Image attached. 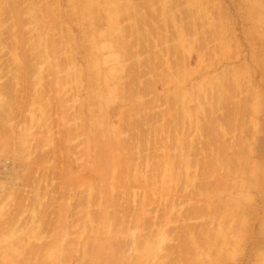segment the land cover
Masks as SVG:
<instances>
[{"label": "rangeland", "instance_id": "obj_1", "mask_svg": "<svg viewBox=\"0 0 264 264\" xmlns=\"http://www.w3.org/2000/svg\"><path fill=\"white\" fill-rule=\"evenodd\" d=\"M4 1H0V16H2L0 17V27L3 26L2 28H4H0V45L2 44L0 46V48L2 47V50L0 49V63L3 61L0 64V68H2L0 69V93H2L0 94V195L3 196H0V225L2 226V228L0 227V264H97V260H99L98 264H142L144 260V264H264V0H212V2L211 0H204L208 4H205L203 0L200 2L197 0H189V2L187 0L190 4L186 0H178L179 2L175 0L176 3L178 2L177 4H173L174 0H152L153 3L155 1L154 4H152L151 0H145V2L144 0H141L142 2L140 0H135V2L134 0H6V5ZM158 1H161V3ZM194 1L200 4L201 2L204 3L205 6L203 5V8L205 7V11L202 10V12L204 11L206 20L203 13H201L203 8L200 9L203 3L199 4L200 6L196 4L199 8L196 9L197 6ZM139 2L140 4H137ZM1 3L4 4H2L4 6H2L3 11ZM220 3L222 4L219 5ZM131 4L133 5L131 6ZM134 4H136L137 8ZM34 5L37 9L36 13ZM173 5H177V8L175 6L173 8L179 12L174 11L175 9L171 7ZM206 5H209V10ZM112 6L116 11H119L113 10ZM144 6H146V9H144ZM164 6H168V8L166 7L168 11L176 12L174 13L175 15L168 12ZM185 6H192V8L189 9V7L186 8ZM131 7L133 8L131 9ZM181 7L186 9H180ZM211 7L213 10H211ZM123 8L126 10H123ZM147 8H150V12ZM206 9L208 10L207 12ZM222 10H225V12ZM31 11L35 15L30 13ZM40 11L42 12L40 13ZM123 11H125L127 16L124 15ZM209 11H216L215 13L212 12L214 20ZM218 11L223 13L219 14ZM156 12L158 16L153 15ZM180 12L183 13L179 14ZM191 13H194L193 16H191ZM170 14L182 19L181 21L183 22H180L177 18L175 19ZM36 15L42 17V20L39 16L35 17ZM124 16H126V20ZM161 16H166V18L163 17V19ZM157 17L160 18L159 21ZM154 18L157 19L158 24H156L157 21ZM173 18L175 19L174 23L178 22L175 23L176 25L172 24ZM34 19L40 20H37L39 23ZM120 20L123 23H120L122 22ZM223 20L227 21L224 22ZM41 21L43 22L41 23ZM146 22L149 23L148 27L145 25L147 24ZM152 22L155 26H153ZM125 24L130 28L128 29ZM226 24L227 26L225 27ZM191 25L194 26L192 27ZM160 26L161 28L159 29L160 31L162 29V32L155 31V28L158 29ZM163 30L169 31L165 33ZM218 30L220 34L217 33ZM56 32L59 35L55 34ZM168 32L170 35H168ZM37 33L38 37H36ZM123 33L125 34L123 35ZM159 33L162 34L160 35ZM149 34H152L151 37ZM165 34L167 37L164 36ZM200 34H203L201 35L202 37H200ZM214 34L215 38L212 37ZM141 35L143 36L141 37ZM162 35L163 37H161ZM152 36L156 38H152ZM204 36L208 37V42L206 43L204 41L207 40ZM55 37V41L58 42L56 44L53 40ZM120 37L122 38L120 39ZM168 37L170 43L168 39L166 42L165 38ZM199 37L200 39L202 38V41ZM145 38L148 39L146 40ZM253 38L254 40H252ZM119 40L124 41H122V45L121 42H118ZM140 40V45L136 46ZM125 41L128 42L125 43ZM32 42L35 44L32 45ZM158 42L161 44L168 43L167 47L165 46L166 44L160 46ZM146 43H149V46L153 43L154 46L149 47ZM155 43L159 48L157 46L155 48ZM51 44L54 46L52 47ZM49 46L50 48H48ZM63 47H68L69 49L67 48L66 50ZM133 48L134 50L132 51L131 49ZM151 48H153V51ZM46 49L55 52L51 53L50 56V51L48 50V52ZM15 50H17L16 53L18 55L14 53ZM34 50L35 52L33 53ZM147 50H150V52L148 51L150 54L146 53ZM56 51L57 56L55 54ZM158 51L163 54H159ZM45 52L47 56L44 54ZM126 52L128 53L126 54ZM35 53L36 55L39 54L41 58L35 56ZM122 53L124 54L122 55ZM151 54L152 57L150 56ZM53 55L56 56V59L55 56L52 59ZM153 56L160 62H153L154 60L156 61ZM38 57L41 60H36ZM123 57H126V59L124 60ZM114 58L115 60H113ZM18 59L22 60L18 61ZM42 59H46L45 62ZM51 59H55L60 64L58 62L56 64L54 61L51 62ZM32 60H36L35 63L39 62V64H35ZM132 62L135 67H137V64L139 67L141 63L143 69L139 67L141 69L137 68L138 71H136L137 69ZM148 62H153V68L160 64L159 68L156 66V69H158L156 70L157 74L152 73L155 71L152 67L149 68L152 63L147 66ZM41 63L43 64L40 65ZM168 63H170L171 69L167 65ZM245 64L250 67H245ZM190 66L193 69L191 71L189 70L191 69ZM60 67L63 68V71H55L54 73V69L59 70ZM247 69L250 71L248 70L247 72ZM52 70L53 73H51ZM126 70H128L127 74ZM136 72L139 73L136 74ZM18 75H21V78ZM144 75L146 76L144 77ZM154 75H157L155 76L156 78L152 77ZM156 79L157 81H154ZM11 82L15 84H11ZM21 82H23V87ZM124 82L126 86L122 85ZM5 85L6 88H3ZM145 87L150 88L148 90ZM94 90L96 91L94 92ZM98 90L100 93H97ZM154 91L158 93H154ZM13 95L18 100H15ZM11 97L14 99L12 102L16 104L14 106L10 102ZM61 97L64 99H61ZM7 98L8 100H6ZM2 99L10 102V105L8 104L9 110L6 108V102H2ZM16 101L20 102L17 103ZM21 101L27 104H22ZM22 105L25 107L23 108ZM60 105L62 106L60 107ZM63 106L65 111H67L65 112L64 109H61L66 113L65 116L64 113H60L59 109ZM228 106L232 109L231 111ZM238 106L241 108L239 109ZM14 108L17 110L15 111ZM12 109L14 110L13 114L16 112L14 115L17 114V111L22 113H18L21 117L19 115H16V119V116H13L14 118L11 117L13 115L11 113ZM19 110H22V112ZM53 110L56 111L54 112ZM49 111L53 118L47 113ZM61 114L60 119L62 120H59L58 115ZM36 115L39 116L36 118ZM223 115L226 116L224 117ZM49 117L50 121L48 120ZM214 117L215 119H213ZM28 118L29 120H27ZM34 120L36 123H34ZM134 120L137 125L134 124L136 123ZM30 122H32V125ZM18 123L19 126L23 123V126H17ZM24 123H27L25 128ZM222 123L223 128L221 127ZM11 124L13 126L16 125V127L12 128ZM161 126L163 129H160ZM71 127L73 128L72 133ZM239 128H243L246 133ZM68 129L72 135L70 133L69 135L67 134ZM23 130H25L24 133ZM52 130L56 133V137L54 135L55 138L52 137V134H54ZM139 130L142 132L139 133ZM44 131H48L47 134ZM61 132H64L63 136L62 134L60 135ZM32 133L34 134L32 135ZM73 134L76 135L73 136ZM40 136L45 139L43 142H41ZM59 136H61L60 139L57 138ZM68 136H70L69 141L72 138L70 142L68 141ZM154 139H156V144ZM8 140H10V143ZM25 140H28V142L33 140L35 142H29L32 144L30 147V144ZM65 141L67 144H64ZM228 141H231V143L229 144ZM36 142H39L38 145ZM224 142L228 144H224ZM232 142L233 145L235 144L234 147ZM3 145L4 149L2 148ZM33 146L35 151L31 150ZM224 146H227V148L225 147L226 150H224ZM229 147L230 149H228ZM138 148L141 150L139 151ZM58 150L61 152L63 150L64 155L59 153ZM237 150L241 152L239 153ZM32 152L34 153V158ZM48 152L49 155L46 157ZM52 152L54 154L51 155L50 153ZM222 152L225 153L222 154ZM36 154H40V156L36 157ZM55 154L60 158L61 156L62 158L64 157L65 159L63 158V160L65 162L62 158L54 157L53 155ZM223 155L227 156L226 158L228 159L226 160ZM44 156L47 158L46 160ZM35 157L36 159L39 158L36 160ZM32 160L36 162L34 163L35 165ZM27 161L28 163H26ZM38 161L40 163L37 164ZM53 162L58 164L53 165ZM61 163L65 164H62V166ZM59 164L62 168L58 166ZM64 165L67 166L68 170H64ZM51 169L52 171L55 169V171L52 173ZM44 170L45 172L43 173ZM55 172L59 175H56ZM64 174L66 175L64 176ZM28 176H33L32 181L37 177L39 184L33 182L37 186H43L44 190L47 188L45 192L40 186V189L45 192L43 196L46 199L47 195L48 198L50 194V197H53L58 192V196L55 195L56 198L58 197L57 199L51 197L52 199H47L49 201L47 202L43 198L45 204L52 202L49 208L48 205L46 206L43 203L44 205L42 206L44 207L41 209V205L37 204L39 201H35L37 205L34 203V211L37 216H34L31 210L34 207L31 202L33 203L34 200L31 198L29 202L27 201L29 198H26L27 194L32 190L31 185L35 186ZM51 176H55L56 180L54 179L53 181ZM66 177L70 179L68 180ZM40 178L45 182L40 181ZM57 178L59 181H57ZM45 179L48 180L46 181ZM26 180H29L28 183ZM48 181L50 182L48 183ZM52 181L54 184L51 186ZM67 182L69 183L67 184ZM203 182L206 183L204 184ZM6 183L8 185H5ZM73 183L77 185L74 186ZM207 183L209 184L208 186L206 185ZM48 184L52 191L47 186ZM3 185H5L4 187L8 186V189L3 188ZM33 185L32 187L34 188ZM55 186L57 188H54ZM66 186L67 188L64 190L63 188ZM72 186L74 190L70 189ZM16 187L20 188L18 191L19 195L17 193L16 196V202L20 203V205L18 203L14 205L15 200L13 201L9 194L13 188L17 189ZM21 190L22 192H20ZM60 190L61 193L63 192L62 194L66 193L64 194L66 196L69 194L67 196L69 199L60 194ZM66 190H68V193ZM47 191L51 193L48 194ZM43 192L42 194H44ZM73 194L74 196H71ZM20 195L22 197L24 195L26 200ZM4 197L6 200L10 197L8 200L10 199L14 203L6 201ZM172 199L174 200L172 201ZM21 201L25 203L23 204ZM6 202L13 203L14 206L19 205V207L9 204L10 208L12 207V212ZM54 203L56 204L54 205ZM158 203L161 205H157ZM52 204L55 206L52 207L54 210L51 208ZM38 206L42 210L41 213L38 209L39 213L36 210ZM7 207L9 210H7ZM20 207L22 209L28 207L27 210L33 214V218H31L32 215H28L30 212L20 210ZM171 207L174 209L172 212L170 211ZM44 209L50 214L47 211L45 212ZM43 210L46 213L43 214L44 217L41 216ZM3 211H5V214L2 215ZM19 211H25V216L20 215ZM52 212L55 213L53 214ZM186 213L188 214L186 215ZM180 214L182 215L180 216ZM191 214L197 215L192 218ZM189 216L192 217L190 218ZM109 217L111 218L109 219ZM151 217L155 218L154 223L153 219L152 223L151 219H147ZM15 218H18V220H14ZM59 218L61 219L59 220ZM67 218L70 223L73 221V224H68ZM56 220L61 222V226L58 222L57 225L55 224ZM46 225L48 229H46ZM146 225L150 229L156 225L160 226L157 228L153 227V230H150ZM166 235H168V238ZM165 237L168 241L164 240ZM146 242L148 243L147 245ZM137 243L142 245L140 244V246ZM112 252H114V256ZM167 255L168 257H166ZM153 258L156 260H153Z\"/></svg>", "mask_w": 264, "mask_h": 264}, {"label": "bare ground", "instance_id": "obj_2", "mask_svg": "<svg viewBox=\"0 0 264 264\" xmlns=\"http://www.w3.org/2000/svg\"><path fill=\"white\" fill-rule=\"evenodd\" d=\"M0 1H1V0H0ZM5 1H6V0H5ZM5 1H4V3H5V5H6V2H5ZM30 1H33V0H30ZM35 1H36V0H35ZM108 1H110V0H108ZM112 1H114V0H112ZM112 1H111V3H112ZM124 1H125V0H124ZM140 1H141V0H140ZM148 1H150V0H148ZM155 1H156V0H155ZM155 1H154V3H155ZM176 1H178V0H176ZM176 1L174 0V3H173V2H171V3H173V4H177V3L179 2V1H178V2L176 3ZM186 1H187V0H186ZM188 1H189V0H188ZM188 1H187V2H188ZM197 1L200 2L201 0H197ZM209 1H210V0H209ZM209 1H207V2H209ZM215 1H216V0H215ZM223 1H224V0H223ZM105 2H106V1H105ZM115 2H116V1H115ZM134 2H135V0H134ZM141 2H142V1H141ZM144 2H145V0H144ZM151 2H152V0H151ZM158 2L161 3V1H158ZM166 2H167V1H166ZM168 2H169V1H168ZM181 2H182V1H181ZM189 2H190V1H189ZM189 2H188V3H189ZM194 2H195V3H194L195 5H196V4H198V5L200 4L199 2H197V3H196V1H194ZM203 2H204L205 4H208V3H206V1H204V0H203ZM203 2H201V4H202ZM211 2H212V0H211ZM218 2H219V1H218ZM32 3H33V2H32ZM37 3H40V2H37ZM109 3H110V2H109ZM111 3H110V4H111ZM128 3H129V2H128ZM131 3H132V2H131ZM154 3L152 2V4H154ZM160 3H159V5H160V7H161V4H160ZM162 3H164V2H162ZM171 3H169V4H171ZM183 3H185V2H183ZM204 3L202 4V7H200V9L203 8ZM213 3L215 4L214 1H213ZM222 3H223V2H222ZM222 3H220L219 5H221ZM2 4H3V3H1V7L4 5V4H3V5H2ZM118 4L120 5V3H118ZM125 4H127V3H125ZM129 4H130V3H129ZM129 4H128V5H129ZM137 4H140V2L137 3ZM144 4H145V3H144ZM149 4H150V3H149ZM157 4H158V3H157ZM181 4H182V3H181ZM181 4H180V5H181ZM186 4H187V3H186ZM186 4H185V5H186ZM189 4H190V3H189ZM189 4H188V5H189ZM201 4H200V5H201ZM209 4H210V2H209ZM211 4H212V3H211ZM36 5H37V4H36ZM132 5H133V4H131V6H132ZM134 5H135V7H136V4H134ZM145 5H146V4H145ZM147 5H148V4H147ZM150 5H151V4H150ZM162 5H163V4H162ZM166 5H167V4H166ZM171 5H172V4H171ZM183 5H184V4H183ZM183 5H182V6H183ZM198 5H196V6H197L196 9L198 8ZM200 5H199V6H200ZM212 5H213V4H212ZM217 5H218V4H217ZM29 6H30V5H29ZM31 6H32V4H31ZM117 6H118V5H117ZM140 6H141V5H140ZM151 6H152V5H151ZM153 6H154V5H153ZM168 6H169V5H168ZM168 6H164L165 9H166V7L168 8ZM174 6H175V5H173V6H171V7L173 8ZM176 6H177V5H176ZM176 6H175V7H176ZM193 6H194V5H193ZM204 6H205V5H204ZM214 6H215V5H214ZM3 7H4V6H3ZM3 7L1 8L2 11H3ZM32 7H33V6H32ZM36 7H37V6H36ZM112 7H113V6H112ZM119 7L121 8V6H119ZM119 7H118V9H119ZM135 7H134V9H135ZM141 7H142V6H141ZM145 7H146V6H144V9H146ZM156 7H158V6H156ZM160 7H159V8H160ZM185 7H186V6H185ZM188 7H189V6H188ZM188 7H186V8H188ZM208 7H209V5H206V8H208ZM224 7H225V6H224ZM5 8H6V7H5ZM5 8H4V9H5ZM29 8H30V7H29ZM34 8H35V5H34ZM37 8H38V7H37ZM129 8H130V6H129ZM132 8H133V7H131V9H132ZM136 8H137V7H136ZM176 8H177V7H176ZM178 8H179V7H178ZM182 8H183V7H181L180 9H182ZM186 8H185V9H186ZM191 8H192V6L189 7V9H191ZM204 8H205V7H204ZM204 8L201 9V13H203V12L205 11ZM213 8H214V7H213ZM218 8H219V7H218ZM220 8H222V7L220 6ZM225 8H226V7H225ZM225 8H224V9H225ZM227 8H228V7H227ZM17 9H18V7H17ZM116 9H117V8H116ZM140 9H141V8H140ZM140 9H139V10H140ZM147 9H148V8H147ZM149 9H150V8H149ZM149 9H148V10H149ZM161 9H162V8H161ZM161 9H160V10H161ZM165 9H164V10H165ZM169 9H170V8H169ZM173 9H175V8H173ZM185 9L183 8V10H185ZM193 9H194V8H193ZM193 9H192V10H193ZM198 9H199V8H198ZM209 9H210V8H208V10H209ZM215 9H217V8L215 7ZM222 9H223V8H222ZM18 10H19V9H18ZM34 10H35V13H36V10H37V9L35 8ZM40 10H41V9H40ZM113 10H115L114 7H113ZM121 10H122V9H121ZM121 10H120V11H121ZM123 10H126V9L123 8ZM139 10H138V11H139ZM141 10H142V9H141ZM151 10H152V9H151ZM166 10H167V9H166ZM170 10H171V9H170ZM187 10H188V9H187ZM192 10H191V12H192ZM202 10H204V11L202 12ZM208 10L206 9V12H207ZM211 10H213L212 7H211ZM211 10H210V11H211ZM218 10H219V9H218ZM225 10H228V9H225ZM225 10H222V11L225 12ZM2 11H1V13H2ZM29 11H30V10H29ZM115 11H116V10H115ZM118 11H119V10H118ZM118 11H116V12H118ZM133 11H134V10H133ZM145 11H147V10H145ZM167 11H168V10H167ZM172 11H173V10H172ZM174 11L179 12V11L176 10V9H175ZM199 11H200V10H199ZM210 11H209V12H210ZM220 11H221V10H220ZM13 12H14V11H13ZM18 12H19V11H18ZM20 12H21V11H20ZM41 12H42V11H40V13H41ZM113 12H114V11H113ZM123 12L125 13V11H123ZM129 12H130V11H129ZM136 12H137V11H136ZM143 12H144V11H143ZM147 12H148V11H147ZM149 12H150V10H149ZM149 12H148V13H149ZM153 12L155 13V11H153ZM157 12H158V11H157ZM157 12H156V14H153V15L158 16V15H157ZM163 12H164V11H163ZM168 12H170V11H168ZM193 12H194V11H193ZM195 12H196V11H195ZM212 12H213V11H212ZM212 12H210V13L212 14ZM215 12H216V11H215ZM215 12H213V13H215ZM218 12H219V11H218ZM21 13H22V12H21ZM30 13H33V12L31 11ZM114 13H115V12H114ZM124 13H123V14H124ZM130 13H131V12H130ZM130 13H129V14H130ZM134 13H135V11H134ZM137 13H138V12H137ZM170 13H171V14H174V13H176V12H174V13H173V12H170ZM181 13H183V12H180L179 14H181ZM184 13H185V12H184ZM188 13H189V12H188ZM222 13H223V12H222ZM222 13L219 12V14H222ZM33 14H34V13H33ZM33 14H32V16H33ZM43 14H44V12H43ZM46 14H47V13H46ZM116 14H117V13H116ZM129 14H128V15H129ZM131 14L134 15L133 13H131ZM131 14L129 15L130 17L132 16ZM139 14H140V13H139ZM162 14H163V13H162ZM166 14H167V13H166ZM171 14H170V15H171ZM193 14H194V13H191V16H193ZM1 15H2V14H1ZM3 15H4V14H3ZM30 15H31V14H30ZM34 15H35V14H34ZM114 15H115V14H114ZM118 15H121V14L118 13ZM124 15H126V13H125ZM140 15H141V14H140ZM146 15H148V14H146ZM151 15H152V14H151ZM153 15H152V16H153ZM164 15H165V14H164ZM168 15H169V13H168ZM168 15H167V16H168ZM174 15H175V14H174ZM174 15H171V16H174ZM207 15H208V14H207ZM209 15H210V14H209ZM37 16H39V15H36L35 17H37ZM41 16H42V14H41ZM44 16L46 17V15H44ZM48 16H49V15H48ZM52 16H53V15H52ZM112 16H113V14H112ZM126 16H127V15H126ZM126 16H124V19H125ZM129 16H128V17H129ZM138 16H139V15H138ZM149 16H150V15H149ZM156 16H153V17H156ZM191 16H190V18H192ZM199 16H201V15H199ZM203 16H204V13H203ZM213 16H214V15L212 14V15H211L212 19L214 18ZM219 16H220V15H219ZM219 16H218V17H219ZM227 16H228V15H227ZM227 16H226V18L228 19ZM0 17H2V16H0ZM30 17H31V16H30ZM39 17H40V16H39ZM116 17L118 18V16H116ZM121 17L123 18L122 15H121ZM135 17H136V16H135ZM146 17H147V16H146ZM159 17H160V16H159ZM161 17H162V16H161ZM163 17L166 18V16H163ZM163 17H162V18H163ZM174 17H175V16H174ZM197 17H198V16H197ZM206 17H207V16H206ZM229 17H230V16H229ZM40 18H41V20H42V17H40ZM40 18H39V19H40ZM131 18H132V17H131ZM133 18H134V17H133ZM138 18L140 19V17H138ZM143 18H144V17H143ZM147 18H148V17H147ZM157 18H158V17H157ZM176 18H177V17H175V19H176ZM190 18H189V19H190ZM204 18H205V16H204ZM209 18H210V17H209ZM118 19H121V18L119 17ZM118 19H117V20H118ZM124 19H123V20H124ZM128 19H130V18H128ZM134 19H135V18H134ZM139 19H137V20H139ZM141 19H142V18H141ZM145 19H146V18H145ZM154 19H155V18H154ZM159 19H160V18H158V21H159ZM163 19H164V18H163ZM173 19H174V18H173ZM175 19L173 20V23H172V24H175V23L177 22V21H176V22L174 23ZM177 19H179V18H177ZM183 19H184V18H183ZM185 19H186V18H185ZM189 19H188V20H189ZM196 19H197V18H196ZM201 19H202V18H201ZM201 19H199V20H201ZM29 20H30V19H29ZM34 20H36V19H34ZM37 20H38V19H37ZM37 20H36V21H37ZM43 20H44V19H43ZM114 20H115V19H114ZM125 20H126V19H125ZM135 20H136V19H135ZM179 20H180V22H183V21H181L182 19H179ZM179 20H178V21H179ZM193 20H194V17H193ZM202 20H203V19H202ZM205 20H206V18H205ZM208 20H209V19H207V21H208ZM213 20H214V19H213ZM221 20H222V19H221ZM221 20H220V21H221ZM0 21H1V20H0ZM31 21H32V20H31ZM36 21H34V22L37 23V22L40 21V20H38L37 22H36ZM96 21H97V20H96ZM120 21H122V20H120ZM132 21H133V20H132ZM132 21H131V23L134 22V21H133V22H132ZM155 21H157V19H155ZM158 21H157L156 24H158ZM170 21H171V18H170ZM215 21H216V20H215ZM223 21L226 22L227 20H226V21L223 20ZM42 22H43V21H41V23H42ZM97 22H98V21H97ZM115 22H119V21H115ZM127 22H129V21L127 20ZM127 22H126V23H127ZM139 22H140V21H139ZM163 22H164V21H163ZM163 22H162V23H163ZM208 22H209V21H208ZM16 23H18V22H16ZM38 23H39V22H38ZM120 23H123V21L120 22ZM135 23H136V22H135ZM135 23H134V24H135ZM137 23H138V22H137ZM144 23H145V22H144ZM146 23H147V22H146ZM152 23H153V22H152ZM152 23H150V24H152ZM177 23H178V22H177ZM197 23H199V22H197ZM209 23H211V22H209ZM218 23H219V22H218ZM228 23H229V22H228ZM96 24H97V23H96ZM127 24H128V23H127ZM127 24H125V25H127ZM148 24H149V23H147V24H145V25L148 27ZM153 24H154V23H153ZM160 24H161V23H160ZM181 24H183V23H181ZM192 24H194V23H192ZM205 24H207V23H205ZM17 25H18V24H17ZM119 25H121V24H119ZM122 25H123V24H122ZM129 25H131V24H129ZM143 25H144V24H143ZM161 25H163V24H161ZM175 25H176V24H175ZM185 25H187V24H185ZM195 25H196V21H195ZM201 25H202V24H201ZM203 25H204V24H203ZM213 25H214V24H213ZM216 25H217V23H216ZM219 25H220V24H219ZM222 25H224V24H222ZM85 26H86V25H85ZM85 26H84V27H85ZM87 26H88V25H87ZM127 26H128V25H127ZM153 26H155V24H154ZM158 26H159V25H158ZM191 26H192V25H191ZM193 26H194V25H193ZM193 26H192V27H193ZM196 26H197V25H196ZM198 26H199V25H198ZM209 26H211V25H209ZM226 26H227V24L225 25V27H226ZM230 26H231V25H230ZM2 27H3V26H2ZM2 27H0V28H1V29H4V28H2ZM14 27H15V26H14ZM116 27H117V26H116ZM125 27H126V26H125ZM141 27H142V26H141ZM150 27H151V25H150ZM189 27H190V25H189ZM221 27H222V26H221ZM12 28H13V27H12ZM123 28H124V27L122 26V29H123ZM129 28H130V27L128 26V29H129ZM134 28H135V27H134ZM142 28H143V27H142ZM144 28H145V26H144ZM154 28H155V27H154ZM154 28H153V29H154ZM156 28H157V26H156ZM156 28H155V31H156V30L160 31L159 28H161V26L158 27V29H156ZM163 28H165V26H163ZM195 28H196V27H195ZM125 29H127V28H125ZM139 29H140V28H139ZM149 29H150V28H149ZM151 29H152V28H151ZM178 29H179V28H178ZM215 29H216V28H215ZM217 29H219V28H217ZM223 29H224V27H223ZM14 30H17V29H14ZM59 30H60V28H59ZM86 30H87V29H86ZM88 30H89V29H88ZM123 30H124V29H123ZM123 30H122V32H123ZM131 30H132V29H131ZM135 30H136V29H135ZM141 30H142V29H141ZM143 30H144V29H143ZM206 30H207V29H206ZM0 31H1V30H0ZM126 31H127V30H126ZM145 31H146V30H145ZM163 31H165V30H163ZM167 31H169V30H167ZM167 31H165V33H167ZM181 31H182V30H181ZM181 31H180V33H181ZM211 31H212V30H211ZM215 31H217V30H215ZM14 32H15V31H14ZM69 32H70V31H69ZM128 32H130V31H128ZM132 32H133V31H132ZM152 32H153V31H152ZM160 32H162V29H161ZM182 32H183V31H182ZM212 32H214V31H212ZM212 32H211V33H212ZM219 32H220V31L218 30L217 33L220 34ZM222 32H224V31H222ZM15 33H17V32H15ZM20 33H21V32H20ZM67 33H68V32H67ZM126 33H127V32H126ZM154 33H156V32H154ZM170 33H171V32H170ZM172 33H173V32H172ZM187 33H188V32H187ZM205 33H206V32H205ZM214 33H215V32H214ZM1 34H2V33H1ZM18 34H19V33H18ZM55 34H58V32H56ZM65 34H66V33H65ZM70 34H71V33H70ZM124 34H125V33H123V35H124ZM142 34H143V33H142ZM159 34H160V33H159ZM161 34H162V33H161ZM161 34H160V35H161ZM163 34H164V32H163ZM190 34H191V32H190ZM194 34H195V33H194ZM206 34H207V33H206ZM218 34H217V35H218ZM36 35H37L36 37H38V33H37ZM58 35H59V34H58ZM58 35H57V36H58ZM67 35H68V34H67ZM130 35H131V33H130ZM133 35H134V34H133ZM144 35L146 36V34H144ZM149 35H150V34H149ZM151 35H152V34H151ZM151 35H150V37H151ZM153 35H154V34H153ZM168 35H170L169 32H168ZM172 35H173V34H172ZM172 35H171V37L173 38ZM177 35H178V37L180 36L179 33H178ZM181 35H182V34H181ZM192 35H193V34H192ZM198 35H199V34H198ZM201 35H203V34H200V37H202ZM1 36H2V35H1ZM12 36H13V35H12ZM68 36H70V35H68ZM142 36H143V35H141V37H142ZM158 36H159V35H158ZM164 36L167 37L166 34H165ZM209 36L211 37V35H209ZM219 36H220V37H223V36H221V35H219ZM22 37H23V36H22ZM53 37H54V36H53ZM53 37H52V38H53ZM130 37H134V36H130ZM150 37H149V38H150ZM153 37H155V36H152V38H153ZM161 37H163V35H162ZM169 37H170V36H169ZM169 37H168V38H165V39H166V42H167V39H168V42L170 43V41H169ZM200 37H199V39H200ZM204 37L206 38V36H204ZM204 37H203V40H204ZM212 37L215 38V34H214ZM212 37H211V38H212ZM217 37H218V36H217ZM217 37H216V39H217ZM220 37H219V39H220ZM14 38H15V37H14ZM14 38H12V39H14ZM16 38H17V37H16ZM19 38L21 39V37H19ZM49 38H51V37H49ZM52 38H51V39H52ZM71 38H72V37H71ZM71 38H70V39H71ZM73 38H74V37H73ZM121 38H122V37H120V39H121ZM124 38H125V37H124ZM135 38H136V37H135ZM135 38H134V39H135ZM155 38H156V37H155ZM155 38H154V39H155ZM158 38H159V37H158ZM158 38H157V39H158ZM174 38H175V37H174ZM207 38H208V37H207ZM207 38H206V40H207ZM62 39H63V37H62ZM145 39H146V38H145ZM147 39H148V38H147ZM147 39H146V40H147ZM197 39H198V38H197ZM250 39H251V38H250ZM14 40H15V39H14ZM53 40L55 41V40H56V37H55ZM60 40H61V38H60ZM65 40H66V39H65ZM65 40H64V41H65ZM68 40H69V39H68ZM85 40H86V39H85ZM85 40H84V41H85ZM117 40H118V38H117ZM125 40H126V38H125ZM149 40H151V39H149ZM155 40H156V39H155ZM158 40H161V39H158ZM163 40H164V38H163ZM170 40H171V39H170ZM195 40H196V39H195ZM200 40L202 41V38H201ZM217 40H218V39H217ZM252 40H254V38H253ZM10 41H11V40H10ZM15 41H16V40H15ZM51 41H52V40H51ZM62 41H63V40H62ZM122 41H123V40H121V41L119 40L118 42H121V45H122ZM130 41H131V40H130ZM133 41H134V40H133ZM144 41H145V40H144ZM144 41H143V42H144ZM161 41H162V40H161ZM192 41H193V40H192ZM223 41H224V40H223ZM56 42H57V41H55V44H56ZM72 42H73V41H72ZM123 42H124V41H123ZM126 42H128V41H125V43H126ZM134 42H136V41H134ZM148 42H149V41H148ZM152 42L154 43L153 40H152ZM155 42H156V41H155ZM164 42H165V41H164ZM171 42H172V41H171ZM204 42L206 43V42H208V40H207V41H204ZM0 43H1V42H0ZM2 43H3V42H2ZM17 43H18V42H17ZM19 43H20V42H19ZM32 43H33V42H32ZM50 43H51V42H50ZM50 43H49V44H50ZM57 43H58V42H57ZM82 43H83V42H82ZM84 43H85V42H84ZM125 43H124V44H125ZM136 43H137V42H136ZM140 43H141V40L139 41V44H136V46L140 45ZM153 43H152V45H150V46L153 47V46H154ZM156 43H157V42H156ZM156 43H155V44H156ZM158 43H160V42H158ZM193 43H194V42H193ZM34 44H35V43H33L32 45H34ZM38 44H39V43H38ZM74 44H75V43H74ZM132 44H133V43H132ZM146 44H148V46H149V43H146ZM146 44H145V46H146ZM163 44H166V43H163ZM163 44L160 43V46H161V45L163 46ZM167 44H168V43H167ZM167 44L165 45L166 47H167ZM196 44H197V43H196ZM1 45H2V44H1ZM1 45H0V46H1ZM97 45H98V44H97ZM130 45H131V44H130ZM206 45H207V44H206ZM4 46H5V45H4ZM13 46H14V45H13ZM16 46H17V45H16ZM16 46H15V47H16ZM19 46H20V44H19ZM19 46H17V47H19ZM37 46H38V45H37ZM37 46H36V48H37ZM39 46H40V45H39ZM51 46H52V44H51ZM53 46H54V45H53ZM53 46H52V47H53ZM79 46H80V45H79ZM82 46H83V45H82ZM128 46H129V45H128ZM132 46H133V45H132ZM150 46H149V47H150ZM156 46L159 48V46H158L157 44L155 45V48H157ZM204 46H205V44H204ZM255 46H256V45H255ZM30 47H31V46H30ZM34 47H35V46H34ZM52 47H51V49H52ZM69 47H70V46H69ZM118 47H119V46H118ZM123 47H124V45H123ZM126 47H127V46H126ZM129 47H130V46H129ZM142 47H143V46H142ZM168 47H169V46H168ZM1 48H2V47H1ZM1 48H0V49H1ZM5 48H6V47H5ZM8 48H9V47H8ZM10 48H11V47H10ZM36 48H35V49H36ZM48 48H50V46H49ZM55 48H57V47H55ZM63 48H64V47H63ZM67 48H68V47H67ZM67 48H64V49L67 50ZM84 48H85V46H84ZM135 48H136V47H135ZM162 48H163V47H162ZM14 49H15V48H14ZM14 49H13V50H14ZM16 49H17V48H16ZM39 49H40V48H39ZM41 49H42V48H41ZM68 49H69V48H68ZM73 49H74V48H73ZM73 49H72V50H73ZM76 49L78 50V48H76ZM128 49H129V48H128ZM128 49H127V50H128ZM140 49H141V46H140ZM146 49H147V48H146ZM151 49H152V51H153V48H151ZM167 49H168V48H167ZM256 49H257V48H256ZM1 50H2V49H1ZM11 50H12V49H11ZM46 50H47V49H46ZM48 50H49V49H48ZM48 50H47V51H48ZM54 50H55V49H54ZM57 50H58V49H57ZM59 50H60V48H59ZM72 50H71V53H72ZM74 50H75V49H74ZM88 50H89V49H88ZM88 50H87V52H88ZM123 50H124V49H123ZM131 50L133 51L134 48L131 49ZM157 50H158V49H157ZM157 50H156V51H157ZM164 50H165V49H164ZM213 50H214V49H213ZM37 51H38V50H37ZM49 51H50V50H49ZM49 51H48V52H49ZM84 51H85V50H84ZM125 51H126V50H125ZM125 51H124V53H125ZM138 51H139V48H138ZM140 51H141V50H140ZM148 51L150 52V50H147L146 53H149ZM160 51H161V50H160ZM9 52H10V51H9ZM16 52H17V50L14 51L15 54H17ZM19 52H20V50H19ZM19 52H18V53H19ZM34 52H35V50L33 51V53H34ZM40 52H41V51H40ZM40 52H39V54H40ZM53 52H55V51H52V52L50 51V52H49V53H50L49 55L51 56V53H53ZM58 52H60V51H58ZM73 52H74V51H73ZM77 52H78V51H77ZM135 52H137V51L135 50ZM141 52H143V51H141ZM141 52H139V53L142 54ZM154 52H155V50H154ZM154 52H153V55H154ZM158 52H159V51H158ZM37 53H38V52H37ZM74 53H75V52H74ZM74 53H73V54H74ZM89 53H90V52H89ZM124 53H122V55H123ZM127 53H128V52H126V54H127ZM144 53H145V51H144ZM39 54L36 55V53H35V56H39ZM41 54H42V52H41ZM44 54L47 56L46 52H45ZM55 54H56V56H57V51H56ZM58 54H59V53H58ZM68 54H69V53H68ZM90 54H91V53H90ZM133 54H134V53H133ZM136 54H138V53H136ZM149 54H150V53H149ZM157 54H158V53H157ZM157 54H156V55H157ZM159 54H163V53H162V52H161V53L159 52ZM13 55H14V54H13ZM17 55H18V54H17ZM20 55H21V52H20ZM45 55H44V56H45ZM88 55H89V54H88ZM95 55H96V54H95ZM129 55H130V54H129ZM131 55H132V54H131ZM134 55H135V54H134ZM146 55H147V54H146ZM14 56L16 57V55H14ZM22 56H23V55H22ZM41 56H43V55H41ZM54 56H55V55H53L52 59L54 58ZM56 56H55V59H56ZM58 56H59V55H58ZM86 56H87V54H86ZM135 56H137V55H135ZM139 56H140V55H139ZM150 56L152 57V54H151ZM162 56H163V55H162ZM33 57H34V56H33ZM39 57H40V56H39ZM39 57H38L36 60H38ZM94 57H95V56H94ZM121 57H122V56H121ZM126 57H127V56H126ZM126 57H123V59L125 60ZM128 57H129V56H128ZM141 57H143V56H141ZM151 57H150V59H152ZM153 57H154V56H153ZM158 57L160 58V56H158ZM253 57H254V52H253ZM40 58H41V57H40ZM42 58H43V57H42ZM57 58H58V57H57ZM74 58H75V57H74ZM74 58H73V59H74ZM95 58H96V57H95ZM118 58H119V57H118ZM129 58H130V57H129ZM132 58H133V57H132ZM148 58H149V56H148ZM159 58H158V59H159ZM200 58H201V57H200ZM202 58H203V57H202ZM0 59H1V58H0ZM2 59H3V57H2ZM46 59H47V58H46ZM46 59H45V60H46ZM48 59H49V58H48ZM52 59H51V62L54 61V62L57 64L58 61L56 62L55 59H54V60H52ZM91 59H92V58H91ZM91 59H89V60H91ZM97 59H98V58H97ZM97 59H96V60H97ZM99 59H100V58H99ZM133 59H134V58H133ZM133 59H132V60H133ZM138 59H139V58H138ZM146 59H147V57H146ZM154 59H156V61L154 60L153 62L158 63L159 60L157 61V58H155V57H154ZM16 60H17V58H16ZM20 60H22V59H18V61H20ZM33 60H34V59H33ZM33 60H32V61H33ZM36 60H35V61H36ZM39 60H41V59H39ZM39 60H38V61H39ZM42 60H43V59H42ZM45 60H43V62H45ZM49 60H50V59H49ZM57 60H58V59H57ZM94 60H95V59H94ZM113 60H115V58H114ZM117 60H119V59H117ZM128 60H129V59H128ZM128 60H127V61H128ZM139 60H140V59H139ZM141 60H142V59H141ZM144 60H145V59H144ZM152 60H153V59H152ZM152 60H149V61H152ZM201 60H202V59H201ZM35 61H33V62L35 63ZM133 61H134V60H133ZM142 61H143V60H142ZM147 61H148V60H147ZM2 62H3V61H2ZM2 62H1V63H2ZM40 62H42V61H40ZM96 62H97V61H96ZM116 62H117V61H116ZM143 62H144V61H143ZM153 62H148V65H147V64H146V65L149 66V64L152 63V66H150L149 68H151V67L153 68V67H154ZM159 62H160V61H159ZM1 63H0V64H1ZM37 63L39 64V62H36L35 64H37ZM58 63L60 64V62H58ZM91 63H92V62H91ZM113 63H114V62H113ZM132 63H133V62H132ZM132 63H130V64L132 65ZM146 63H147V62H146ZM156 63H155V65H156ZM4 64H5V63H4ZM4 64H3V65H4ZM16 64H17V62H16ZM21 64H22V61H21ZM42 64H43V63H41L40 65H42ZM45 64H46V63H45ZM49 64H52V63H49ZM56 64H55V65H56ZM59 64H58V65H59ZM133 64H134V63H133ZM246 64H247V63H246ZM246 64H245L244 66L247 67V68H249L250 66H249V65L246 66ZM3 65H2V66H3ZM17 65H18V64H17ZM17 65H16V66H17ZM22 65H23V64H22ZM46 65H47V64H46ZM52 65H54V64H52ZM58 65H57V66H58ZM124 65H125V64H124ZM167 65H169V68L171 69L170 63H168ZM0 66H1V65H0ZM19 66H20V65H19ZM37 66L39 67V65H37ZM43 66H44V65H43ZM47 66H48V65H47ZM47 66H46V67H47ZM61 66H62V65H61ZM120 66H121V65H120ZM125 66H126V65H125ZM133 66L135 67V64H134ZM133 66H132V67H133ZM136 66H137V67H135L136 69H137V68H138V69H141V68H142V67H141V63L139 64V67H141V68L138 67V64H137ZM142 66H143V64H142ZM156 66H158V65H156ZM156 66H155V68H153V70H154L155 72H152L153 70L150 71V72H152V73H156V70H158V69H156ZM159 66H160V64H159ZM159 66H158V68H159ZM32 67H33V66H32ZM34 67H35V66H34ZM41 67H42V66H41ZM49 67H50V66H49ZM52 67H53V66H52ZM54 67H55V66H54ZM128 67H129V66H128ZM143 67H144V66H143ZM190 67H191V66H190ZM14 68H15V67H14ZM18 68H19V67H18ZM18 68H17V69H18ZM21 68H22V66H21ZM50 68H51V67H50ZM56 68H58V67H56ZM122 68H124V67H122ZM126 68H127V67H126ZM0 69H2V68H0ZM62 69H63V68H61V67H60L59 70H58V69H56V70L54 69V73H55V71H56V72H57V71L59 72V71H61ZM129 69H130V67H129ZM131 69H132V68H131ZM138 69H137L136 71H138ZM142 69H143V68H142ZM243 69H244V68H243ZM250 69H251V68H250ZM122 70H123V69H122ZM134 70H135V69H134ZM134 70H133V71H134ZM145 70H147V69H145ZM189 70H190V71L193 70L192 67H191V69H189ZM244 70H245V69H244ZM248 70H249V69H247V72H248ZM0 71H1V70H0ZM2 71H3V70H2ZM13 71H15V70L13 69ZM13 71H12V72H13ZM16 71H17V70H16ZM62 71H63V70H62ZM62 71H61V72H62ZM120 71H121V70H120ZM123 71H125V70H123ZM127 71H128V70H126V74H127ZM143 71H144V70H143ZM249 71H250V70H249ZM17 72H19V71H17ZM45 72H46V69H45ZM50 72H51V71H50ZM71 72H72V71H71ZM71 72H70V73H71ZM74 72H75V71H74ZM131 72H132V71H131ZM131 72H129V73H131ZM141 72H142V70H141ZM146 72H147V71H146ZM150 72H148V73H150ZM171 72H172V71H171ZM3 73H4V72H3ZM48 73H49V72H48ZM51 73H53V70H52ZM117 73H118V72H117ZM122 73H123V72H122ZM137 73H139V72H136V74H137ZM142 73H143V72H142ZM144 73H145V72H144ZM152 73H151V74H152ZM157 73H158V72H157ZM157 73H156V74H157ZM161 73H162V72H161ZM17 74H19V73H17ZM56 74H57V73H56ZM119 74H120V73H119ZM123 74H124V73H123ZM146 74H147V73H146ZM0 75H1V73H0ZM14 75H15V74H14ZM14 75H13V76H14ZM53 75H54V74H53ZM67 75L69 76V74H67ZM70 75H71V74H70ZM76 75H77V74H76ZM131 75H132V74H131ZM133 75H134V73H133ZM133 75H132V76H133ZM142 75H143V74H142ZM147 75H149V74H147ZM18 76H20V78H21V75H18ZM72 76H73V75H72ZM98 76H99V75H98ZM123 76H124V75H123ZM145 76H146V75H144V77H145ZM155 76H157V75H154V76H152V77H155ZM159 76H161V75H159ZM170 76H171V75H170ZM14 77H15V76H14ZM121 77H122V75H121ZM125 77H127V76H125ZM128 77H129V76H128ZM138 77L141 78L139 75H138ZM142 77H143V76H142ZM144 77H143V78H144ZM18 78H19V77H18ZM131 78H132V77H131ZM131 78H130V81H131ZM133 78H134V77H133ZM149 78L152 79L151 77H149ZM155 78H156V77H155ZM124 79H125V78H124ZM134 79H135V78H134ZM136 79H137V78H136ZM145 79H147V78H145ZM145 79H144V80H145ZM20 80H21V79H20ZM25 80H26V79H25ZM39 80H40V79H39ZM89 80H90V79H89ZM120 80H121V79H120ZM122 80H123V77H122ZM138 80H139V79H138ZM142 80H143V79H142ZM148 80H149V79H148ZM93 81H94V80H93ZM139 81H140V80H139ZM146 81H147V80H146ZM149 81H150V80H149ZM154 81H157V79L154 80ZM4 82H5V81H4ZM4 82H3V83H4ZM9 82H10V80H9ZM13 82H14V81H13ZM16 82H17V81H16ZM19 82H20V81H19ZM40 82H41V81H40ZM54 82H55V81H54ZM54 82H53V83H54ZM143 82H144V81H143ZM151 82H153V81H151ZM3 83H2V85H3ZM6 83H7V82H6ZM22 83H23V82H21V85H22ZM58 83L60 84V82H58ZM126 83H127V82H126ZM128 83H129V81H128ZM133 83H134V82H133ZM133 83H131V84H133ZM138 83H139V82H138ZM148 83H149V82H148ZM0 84H1V83H0ZM11 84H15V83H12V82H11ZM11 84H10V85H11ZM16 84H17V83H16ZM44 84H45V83H44ZM51 84H52V83H51ZM51 84H50V85H51ZM56 84H57V83H56ZM56 84H55V85H56ZM91 84H92V83H91ZM91 84H90V85H91ZM123 84L126 86L125 82L122 83V85H123ZM139 84H140V83H139ZM145 84H146V83H145ZM156 84H157V82H156ZM10 85H8V86H10ZM42 85H43V84H42ZM129 85H130V84H129ZM52 86H53V84H52ZM94 86H95V85H94ZM125 86H124V88H125ZM2 87H3V86H2ZM20 87H21V86H20ZM22 87H23V85H22ZM122 87H123V86H122ZM133 87H134V86H133ZM3 88H6V85H5V87H3ZM52 88H53V87H52ZM92 88H93V87H92ZM130 88H131V87H130ZM149 88H150V87H149ZM149 88L145 87V89H148V90H149ZM41 89H43V88H41ZM93 89H94V88H93ZM97 89H98V87H97ZM100 89H101V88H100ZM132 89H133V88H132ZM247 89H249V88H247ZM247 89H246V90H247ZM13 90H14V89H13ZM15 90H16V87H15ZM20 90H21V89H20ZM123 90H124V89H123ZM127 90H129V89L127 88ZM135 90H136V89H135ZM135 90H133V91L135 92ZM9 91H10V90H9ZM17 91H19V90H17ZM95 91H96V90H94V92H95ZM124 91H125V90H124ZM152 91H153V90H152ZM168 91L170 92V90H168ZM10 92H11V91H10ZM19 92H20V91H19ZM98 92H99V90L97 91V93H98ZM125 92H126V91H125ZM129 92H130V91H129ZM15 93H16V92H15ZM99 93H100V92H99ZM122 93H124V92H122ZM126 93H128V92H126ZM131 93H133V92H131ZM154 93H158V92H155V91H154ZM248 93H249V92H248ZM256 93H257V92H256ZM0 94H2V93H0ZM8 94H9V93H8ZM13 94H14V93H13ZM16 94H17V93H16ZM30 94H31V93H30ZM66 94H67V93H66ZM14 95H15V94H14ZM14 95H13V96H14ZM18 95H20V94H18ZM18 95H17V96H18ZM62 95H63V94H62ZM11 96H12V95H11ZM17 96H16V97H17ZM28 96H29V94H28ZM28 96H26V97H28ZM37 96H38V95H37ZM155 96H156V95H155ZM158 96H159V95H158ZM2 97H4V96H2ZM6 97H7V96H6ZM62 97H65V96H62ZM62 97H61V99H64V98H62ZM153 97H154V96H153ZM156 97H157V96H156ZM8 98H9V96H8ZM8 98H7L6 100H8ZM157 98H158V97H157ZM4 99H5V98H4ZM14 99H15V100H18V99L15 98V96H14ZM14 99L11 97L10 102H12V100H14ZM22 99H23V98H22ZM24 99H26V98H24ZM2 100H3V99H2ZM19 100H20V98H19ZM29 100H30V98H29ZM154 100H155V98H154ZM156 100H157V99H156ZM167 100H168V96H167ZM24 101H25V100H24ZM26 101H28V100H26ZM63 101H64V100H63ZM68 101H69V100H68ZM152 101H153V99H152ZM2 102L5 103L6 101L3 100ZM2 102H1V103H2ZM8 102H9V101L6 102V105H7L6 108H7V109H8V104L10 105V102H9V103H8ZM14 102H15V101H14ZM16 102H17V101H16ZM19 102H20V101H19ZM19 102H17V103H19ZM21 102H22V101H21ZM31 102L33 103L32 100H31ZM64 102H65V101H64ZM12 103H13V102H12ZM23 103L25 104V102H22V104H23ZM28 103H30V102H28ZM50 103H51V102H50ZM150 103H151V102H150ZM156 103H158V102H156ZM156 103H155V104H156ZM26 104H27V103H26ZM26 104H25V105H26ZM30 104H31V103H30ZM53 104H54V102H53ZM53 104H52V105H53ZM1 105H2V104H1ZM4 105H5V104H4ZM12 105L14 106V105H16V104L13 103ZM49 105H50V104H49ZM52 105H51V106H52ZM153 105H154V104H153ZM157 105H158V104H157ZM13 106H11V107H13ZM22 106H23V105H22ZM30 106H31V105H30ZM61 106H62V105H60V107H61ZM154 106H156V105H154ZM2 107H3V105H2ZM15 107H16V106H15ZM24 107H25V106H23V108H24ZM152 107H153V106H152ZM228 107H229V106H228ZM232 107H233V106H232ZM238 107H239V106H238ZM32 108H33V107H32ZM43 108H44V107H43ZM45 108H46V107H45ZM157 108H158V107H157ZM229 108H230V107H229ZM240 108H241V107H239V109H240ZM248 108H249V107H248ZM255 108H256V107H255ZM0 109H1V108H0ZM7 109H6V110H7ZM14 109H15V108H14ZM18 109H19V106H18ZM21 109H22V108H21ZM27 109H28V108H27ZM37 109H38V108H37ZM59 109H60V113L63 114L64 112H63L61 109H64V111H65L64 106H63L62 108H59ZM239 109H238V110H239ZM4 110H5V109H4ZM8 110H9V109H8ZM16 110H17V109H15V111H16ZM24 110H25V109H24ZM29 110H31V112H32V109H30V107H29ZM154 110H155V108H154ZM231 110H232V109L230 108V111H231ZM235 110H236V109H235ZM243 110H244V108H243ZM243 110H242V111H243ZM0 111H1V110H0ZM2 111H3V110H2ZM11 111H12L11 113L13 114V111H14V110L12 109ZM19 111H20V110H19ZM47 111H48V109H47ZM53 111H54V110H53ZM55 111H56V110H55ZM55 111H54V112H55ZM233 111H234V109H233ZM236 111H237V110H236ZM20 112H22V110H21ZM33 112H34V111H33ZM35 112H36V111H35ZM43 112H44V110H43ZM51 112H52V111H51ZM65 112H67V111H65ZM154 112H156V111H154ZM237 112H238V111H237ZM15 113H16V112H15ZM15 113H14V114H15ZM18 113H19V112L17 111V114H16V115L22 114V113H19V114H18ZM23 113H24V111H23ZM28 113H30V112H28ZM40 113H41V112H40ZM47 113L50 114V116H51L50 111L47 112ZM47 113H46V116L48 115ZM56 113H57V112H56ZM228 113H229V111H228ZM4 114H5V113H4ZM14 114L11 115V117H13V116L15 117L16 115H14ZM53 114H55V113H53ZM53 114H52V115H53ZM58 114H59V112H58ZM62 114H61V115H58L59 120H62V119H60V116H62ZM232 114H233V113H232ZM24 115H25V114H24ZM24 115H22V116H24ZM34 115H35V114H34ZM65 115H66V113H64V116H65ZM147 115H148V114H147ZM151 115H152V114H151ZM159 115H160V114H159ZM227 115H228V114H227ZM230 115H231V114H230ZM230 115H229V116H230ZM238 115L240 116V114H238ZM7 116H8V115H7ZM9 116H10V115H9ZM19 116H20V115H19ZM26 116H27V115H26ZM38 116H39V115H38ZM38 116L36 115V118H37ZM40 116H41V114H40ZM67 116H68V114H67ZM155 116L157 117L156 114H155ZM223 116H224V115H223ZM225 116H226V115H225ZM225 116H224V117H225ZM231 116H232V115H231ZM233 116H234V115H233ZM11 117H10V118H11ZM14 117H13V118H14ZM20 117H21V116H20ZM47 117H48V116H47ZM51 117L53 118V116H51ZM77 117H78V116H77ZM156 117H155V119H156ZM234 117H235V116H234ZM234 117H233V118H234ZM5 118L7 119V117H5ZM10 118H9V119H10ZM16 118H17V116L15 117V119H16ZM22 118H23V117H22ZM54 118H55V117H54ZM62 118H65V119H66L67 117H62ZM70 118H71V117H70ZM153 118H154V117H153ZM216 118H218V117H216ZM226 118H227V117H226ZM233 118H231V119H233ZM236 118H237V116H236ZM9 119H8V120H9ZM23 119H24V118H23ZM47 119H48V118H47ZM47 119H46V120H47ZM147 119H149V118H147ZM213 119H215V117H214ZM223 119H224V118H223ZM228 119H229V117H228ZM17 120H18V119H17ZM24 120H25V119H24ZM24 120H23V122H24ZM27 120H29V118H28ZM31 120H32V119H31ZM31 120H30V121H31ZM43 120H44V118H43ZM48 120L50 121V117H49ZM48 120H47V121H48ZM211 120H212V118H211ZM219 120L221 121V119H219ZM219 120H218V122L220 123ZM225 120H226V119H225ZM229 120H230V119H229ZM18 121H20V120H18ZM18 121H16V122H18ZM21 121H22V120H21ZM34 121H35V120H34ZM44 121H45V120H44ZM44 121H43V122H44ZM47 121H46V122H47ZM65 121H66V120H65ZM67 121H68V119H67ZM134 121H135V120H134ZM141 121H142V120H141ZM216 121H217V120H216ZM231 121H233V120H231ZM43 122H42V123H43ZM131 122H132V121H131ZM135 122H136V121H135ZM154 122H155V121H154ZM157 122H158V119H157ZM222 122L224 123L223 120H222ZM226 122H227V121H226ZM226 122H225V123H226ZM234 122H235V121H234ZM19 123H20V122H19ZM19 123H18L17 126H19ZM30 123H31V125H32V122H30ZM34 123H36V121H35ZM50 123H51V122H50ZM52 123H53V122H52ZM213 123H214V122H213ZM215 123H216V122H215ZM223 123H222V126L220 125L222 128H223ZM232 123H233V122H232ZM232 123H231V124H232ZM237 123H239V121H237ZM13 124H14V123H13ZM25 124H27V123H24V125H25ZM43 124H44V123H43ZM45 124H46V123H45ZM130 124H131V123H130ZM132 124H133V123H132ZM134 124L137 125V122L134 123ZM134 124H133V125H134ZM151 124H152V123H151ZM159 124H160V123H159ZM220 124H221V123H220ZM11 125H12V124H11ZM33 125H34V124H33ZM51 125L54 126L55 124H51ZM58 125H59V124H58ZM133 125H131V126H133ZM136 125H134V126H136ZM141 125H142V124H141ZM168 125H169V124H168ZM228 125H229V124H228ZM234 125H235V124H234ZM14 126L16 127V125H14ZM14 126L12 125V128H13ZM20 126H23V123H22ZM20 126H19V127H20ZM40 126H41V125H40ZM48 126L50 127L49 124H48ZM142 126H143V125H142ZM149 126H150V125H149ZM157 126H158V125H157ZM166 126H167V125H166ZM213 126H214V125H213ZM25 127H27V126L25 125L24 128H25ZM30 127H31V126H30ZM51 127H52V126H51ZM69 127H70V126H69ZM73 127H74V126H73ZM140 127H141V126H140ZM237 127H238V126H237ZM52 128H53V127H52ZM52 128H51V129H52ZM71 128H72V127H71ZM71 128H70V130H71ZM138 128H139V127H138ZM216 128H217V127H216ZM218 128H219V127H218ZM235 128H236V127H235ZM14 129H15V128H14ZM21 129H22V128H21ZM28 129H29V128H28ZM47 129H49V128H47ZM47 129H46V130H47ZM51 129H50V131H51ZM139 129H140V128H139ZM151 129H152V128H151ZM160 129H163L162 126H161ZM165 129H166V128H165ZM165 129H164V131H165ZM239 129H240V128H239ZM244 129H245V127H244ZM15 130H16V129H15ZM26 130H27V128H26ZM42 130H44V129H42ZM54 130H55V129H54ZM60 130H61V129H60ZM240 130H243V128L240 129ZM24 131H25V130H23V133H24ZM52 131H53V130H52ZM68 131H69V129H68ZM68 131H67V134L69 135L70 131H69V132H68ZM72 131H73V128H72V130H71V133H72ZM164 131H163V132H164ZM246 131H247V130H246ZM21 132H22V131H21ZM47 132H48V131H47ZM47 132L44 131V133H46V134H47ZM54 132H55V131H53V133H54ZM140 132H142V131L139 130V133H140ZM155 132H156V131H155ZM155 132H154V133H155ZM165 132H166V131H165ZM210 132H211V131H210ZM243 132H245V131L243 130ZM50 133H51V132H50ZM50 133H49V134H50ZM71 133H70V134H71ZM73 133H74V132H73ZM75 133L77 134V132H75ZM245 133H246V132H245ZM33 134H34V133H32V135H33ZM55 134H56V133L52 134V137H54ZM57 134H58V133H57ZM61 134H62V136H63L64 132H63V133L61 132L60 135H61ZM76 134H75V135H76ZM159 134H160V133H159ZM224 134H225V133H224ZM71 135H72V134H71ZM71 135H70V136H71ZM75 135L73 134V136H75ZM168 135H169V134H168ZM38 136H39V135H38ZM44 136H46V135H44ZM49 136H50V135H49ZM49 136H48V138H49ZM57 136H58V135H57ZM70 136H68V141H69V139H70ZM158 136H160V135H158ZM35 137H36V135H35ZM46 137H47V136H46ZM46 137H44V138H46ZM55 137H56V135H55ZM55 137H54V138H55ZM60 137H61V136H59V137H57V138L60 139ZM71 137H72V136H71ZM208 137H209V136H208ZM223 137H224V136H223ZM240 137L243 138L242 136H240ZM40 138H41V136H40ZM40 138H39V140H41L43 137H42L41 139H40ZM241 138H240V139H241ZM46 139H47V138H46ZM34 140H35V139H34ZM39 140H38V141H39ZM43 140H45V139H42L41 142H43ZM52 140H53V139H52ZM52 140H49V141H52ZM54 140H55V139H54ZM71 140H72V138H71ZM71 140H70V141H71ZM154 140H155V144H156V143H157V142H156V139H154ZM228 140H229V139H228ZM8 141H9V143H10V140H8ZM23 141H24V140H23ZM25 141L28 142V140H25ZM62 141H63V140H62ZM66 141H67V140H66ZM66 141L64 142V144H67ZM70 141H69V142H70ZM223 141H224V140H223ZM241 141H242V140H241ZM29 142H33V143H34L35 141H33V140L30 141V140H29ZM29 142H28V143H29ZM41 142H40V144H41ZM54 142H55V141H54ZM69 142H68V143H69ZM228 142H229V144L231 143V141H228ZM6 143H7V142H6ZM24 143H25V142H24ZM24 143H23V144H24ZM36 143H37V145H38L39 142H36ZM36 143H35V145H36ZM55 143H56V142H55ZM225 143H227V142H224V144H225ZM1 144H2V143H1ZM3 144H4V143H3ZM23 144H22V145H23ZM26 144H27V143H26ZM26 144H25V145H26ZM29 144H30V147H31L32 144H31V143H29ZM40 144H39V145H40ZM62 144H63V143H62ZM139 144H140V143H139ZM224 144H223V145H224ZM227 144H228V143H227ZM4 145L7 146L8 143H7V145H6V144H4ZM4 145H3V147H2L3 149H4ZM41 145H43V144H41ZM41 145H40V146H41ZM232 145H233V142H232ZM234 145H235V144H234ZM234 145H233V147H234ZM58 146H60V145H58ZM66 146H67V145H66ZM66 146H65V147H66ZM70 146H72V145H70ZM70 146H69V148H70ZM131 146H132V145H131ZM139 146H141V145H139ZM221 146H222V145H221ZM227 146H229V145H227ZM227 146H224V150H226L225 147L227 148ZM24 147H25V146H24ZM60 147H61V146H60ZM132 147H133V146H132ZM141 147H142V146H141ZM2 148H1V149H2ZM37 148H38V147H37ZM43 148H44V146H43ZM57 148H58V147H57ZM62 148H63V147H62ZM62 148H61V149H62ZM158 148H159V147H158ZM239 148H240V147H239ZM248 148H249V147H248ZM27 149H28V147H27ZM30 149H31V148H30ZM35 149H36V148H35ZM47 149H48V148H47ZM138 149H139V151L141 150L140 148H138ZM156 149H157V148H156ZM228 149H230V147H229ZM24 150H25V149H24ZM31 150H32V151H35V150H34V146H33V148H32ZM42 151H43V150H42ZM42 151H41V152H42ZM55 151H57V150H55ZM221 151H222V150H221ZM237 151H238V150H237ZM237 151H236V152H237ZM29 152H31V151L29 150ZM37 152H38V151H37ZM37 152H36V153H37ZM58 152H59V153H62V154L64 155L63 150H62V152H61L60 150H58ZM225 152H227V151H225ZM225 152H222V154H224ZM236 152H235V155H236ZM238 152H239V151H238ZM240 152H241V151H240ZM240 152H239V153H240ZM32 153H33V152H32ZM32 153H31V154H32ZM43 153H45V151H43ZM56 153H57V152H56ZM24 154H26V153H24ZM41 154H42V153H41ZM50 154L52 155V154H54V153L52 152V153H50ZM57 154H58V153H57ZM227 154H228V152H227ZM237 154H238V153H237ZM42 155H43V154H42ZM48 155H49V152H48V154H47L46 157H48ZM51 155H50V156H51ZM141 155H142V154H141ZM35 156H36V157H37V156H40V154H39V155L36 154ZM53 156L55 157L56 154L53 155ZM223 156L225 157L226 160L228 159V158H226L227 156H225V155H223ZM223 156H222V157H223ZM228 156H229V155H228ZM232 156H233V155H232ZM22 157H23V156H22ZM36 157H35V159H36ZM41 157H42V156H41ZM54 157H53V158H54ZM56 157H59V156H56ZM33 158H34V153H33ZM33 158H32V159H33ZM38 158H39V157H38ZM38 158H37V159H38ZM59 158H60V157H59ZM61 158H62V156H61ZM61 158H60V159H61ZM63 158H64V157H63ZM63 158H62V160H63ZM37 159H36V160H37ZM40 159H41V158H40ZM44 159L46 160L47 158H45V156H44ZM50 159H51V157H50ZM54 159H55V158H54ZM64 159H65V158H64ZM169 159H170V158H169ZM221 159H222V158H221ZM223 159H224V158H223ZM62 160H61V161H62ZM156 160H157V159H156ZM226 160H224V161H226ZM229 160H230V159H229ZM33 161H34V160H32V162H33ZM63 161H64V160H63ZM32 162H30V163H32ZM44 162H45V161H44ZM54 162H56V161H54ZM54 162H53V165L58 164V163H55V164H54ZM57 162H58V161H57ZM59 162H60V161H59ZM64 162H65V161H64ZM26 163H28V161H27ZM34 163H36V162H33V164H34ZM38 163H40V161H38L37 164H38ZM42 163H43V162H42ZM50 163H51V162H50ZM169 163H170V162H169ZM169 163H168V164H169ZM263 163H264V162H263ZM24 164H25V163H24ZM43 164H46V163H43ZM43 164H42V165H43ZM62 164H65V163H61V165H62ZM252 164H253V162H252ZM29 165H30V164H29ZM29 165H28V166H29ZM34 165H35V164H34ZM36 166H37V165H36ZM36 166H35V167H36ZM58 166L62 168L63 165L60 166V164H59ZM64 166H65V165H64ZM262 166H263V165H262ZM29 167H30V166H29ZM40 167H41V166H40ZM49 167H50V166H49ZM66 167H67V166L64 167V170H65V171H66V169H67ZM38 168H39V167H38ZM38 168H37V169H38ZM53 168H55V166H53ZM56 168H57V167H56ZM28 169H29V168H28ZM48 169H49V168H48ZM59 169H60V168H59ZM255 169H256V168H255ZM263 169H264V168H263ZM31 170H32V168H31ZM31 170H30V171H31ZM38 170H41V169H38ZM49 170H50V169H49ZM67 170H68V169H67ZM70 170H71V169H70ZM51 171H52V169H51ZM51 171H50V173H51ZM53 171H55V169H53ZM53 171H52V173H53ZM56 171H57V170H56ZM71 171H72V170H71ZM71 171H70V172H71ZM44 172H45V170L43 171V173H44ZM70 172H69V173H70ZM50 173H49V174H50ZM63 173H64V172H63ZM66 173H67V172H66ZM71 173H73V172H71ZM257 173H258V172H257ZM46 174H47V171H46ZM55 174H56V172H55ZM61 174H62V173H61ZM44 175H45V174H44ZM50 175H51V174H50ZM52 175H53V174H52ZM56 175H59V174L57 173ZM65 175H66V174H64V176H65ZM71 175H72V174H71ZM71 175H70V177H72ZM39 176H40V175H39ZM45 176H46V175H45ZM67 176H68V175H67ZM73 176H74V175H73ZM28 177H29V176H28ZM28 177H26V178H28ZM47 177H48V176H47ZM47 177H46V178H47ZM51 177H52V176H51ZM54 177H55V176H54ZM54 177H52V178H53V181H54V179L56 178V177H55V178H54ZM19 178H20V177H19ZM19 178H18V179H19ZM29 178H30L29 180L32 181L33 176H30ZM36 178H37V177H36ZM36 178L33 179V181H34V182H37V184H39V181H37ZM43 178H45V177H43ZM49 178H50V177H49ZM52 178H51V179H52ZM58 178H59V177H58ZM58 178H57V181H59ZM66 178H67V177H66ZM72 178H73V177H72ZM67 179H68V178H67ZM67 179H66V180H67ZM69 179H70V178H69ZM69 179H68V180H69ZM74 179L77 180L76 178H74ZM24 180H25V179H24ZM29 180H28V181H29ZM41 180H42V178H40V181H41ZM45 180H46V179H45ZM47 180H48V179H47ZM47 180H46V181H47ZM55 180H56V179H55ZM68 180H67V181H68ZM26 181H27V180H26ZM26 181H24V182H26ZM28 181H27V183H28ZM31 181H30V182H31ZM33 181H32V182H33ZM42 181H43V180H42ZM53 181H52V183H51V186L54 184ZM63 181H64V180H63ZM77 181H78V180H77ZM77 181H76V182H77ZM18 182H19V181H18ZM22 182H23V179H22ZM34 182H33V183H34ZM43 182H45V181H43ZM49 182H50V181H48V183H49ZM69 182H70V181H69ZM69 182H67V184H68ZM71 182H72V181H71ZM76 182H75V183H76ZM7 183H9V182H7ZM7 183H6L5 185H8ZM19 183H20V182H19ZM57 183H58V182H57ZM57 183H56V186H57ZM60 183H62V182H60ZM75 183H73L74 186L77 185V184H75ZM203 183L205 184L206 182H203ZM9 184H10V183H9ZM24 184H25V183H24ZM30 184H32V183H30ZM34 184H35V186L32 184V185L34 186V188H33L32 185H31L32 190H30L31 192H29V193L27 194V197H26V198H29V200L27 199V201H29V202H30V199H31V198L34 200V201L32 200L33 203L31 202L32 205H34L35 201H37V202L39 201V203H37V202H36V203L39 204V206L41 205V209H42V207H44V206H42V205L45 204L44 199H45L47 202H49L47 199L51 198L52 196L50 197V195H51V194H50V195H49V198H48V195H47V199H46V197L43 196V195H45V192H46L47 188L44 190V189H43V186H41V185H38V186H37L36 183H34ZM44 184H45V183H44ZM58 184H59V183H58ZM62 184H63V183H62ZM78 184H79V183H78ZM5 185H3V188L6 189L8 186L4 187ZM42 185H43V183H42ZM59 185H60V184H59ZM64 185H65V184H64ZM206 185L208 186L209 184L207 183ZM210 185H211V184H210ZM250 185H251V184H250ZM28 186L30 187V185H28ZM40 186L42 187L41 189H42L43 191H45V192H43V191L40 189ZM47 186H49V184H48ZM56 186H55L54 188H57ZM60 186H61V185H60ZM203 186H204V185H203ZM9 187H10V185H9ZM45 187H46V186H45ZM68 187H69V186H68ZM204 187H205V186H204ZM253 187H254V186H253ZM253 187H252V188H253ZM16 188H17V189L13 188L11 192L9 191V192H10V193H9V194H10V197H12L11 199H13V201L15 200V201H14L15 203H14L12 200H10V199L8 200V198H10V197L7 198L8 202L11 201V202L14 203V205L18 203V202H16V200H17V199H16V196H17V193H18V191H19V189H20V188L18 189V187H16ZM22 188H23V187H22ZM22 188H21V189H22ZM26 188H27V186H26ZM49 188H50V186H49ZM66 188H67V186H66L65 188H63V189L65 190ZM72 188H73V186H72L70 189H72ZM7 189H8V188H7ZM23 189H24V188H23ZM23 189H22V190H23ZM52 189H53V188H52ZM58 189H59V188H58ZM10 190H11V189H10ZM22 190H21L20 192H22ZM48 190H49V189H48ZM50 190H51V188H50ZM50 190H49V191H50ZM54 190H55V189H54ZM68 190H69V188H68ZM68 190H66L67 193H68ZM72 190H74V189H72ZM49 191H47L48 194L51 193V192H49ZM51 191H52V190H51ZM55 191H56V190H55ZM55 191H54V193H55ZM62 191H63V190H62ZM42 192H43L44 194H42ZM70 192H73V191H70ZM70 192H69V193H70ZM4 193H5V192H4ZM6 193H8V192L6 191ZM52 193H53V192H52ZM54 193H53V195H54ZM62 193H63V192H62ZM62 193H61V190H60V194H62ZM192 193H193V192H192ZM20 194H22V193H20ZM23 194H25V193H23ZM60 194H59V195H60ZM64 194H66V193H64ZM64 194H62V195H64ZM70 194H71V193H70ZM74 194H75V193H74ZM74 194L71 195V196H74ZM18 195H19V193H18ZM55 195L58 196V192L55 193ZM55 195L52 197L53 199H57V198H58V197L56 198ZM68 195H69V194H68ZM68 195H67V196H68ZM0 196H2V195H0ZM20 196L22 197V195H20ZM25 196H26V195H25ZM64 196H66V195H64ZM64 196H63V197H64ZM67 196H66V198H68ZM71 196H70V197H71ZM163 196H164V195H163ZM2 197H3V196H2ZM5 197H6V196H5ZM5 197H4V199L6 200ZM13 197H14L15 199H14ZM61 197H62V196H61ZM189 197H190V196H189ZM18 198H19V196H18ZM22 198L25 199V198H24V195H23ZM22 198H19V199L22 200ZM43 198H44V199H43ZM52 198H51V199H52ZM165 198H166V197H165ZM68 199H69V198H68ZM70 199H71V198H70ZM72 199H73V198H72ZM2 200H3V199H2ZM7 200H6V201H7ZM25 200H26V199H25ZM60 200H62V199H60ZM66 200H67V199H66ZM66 200H64V201H66ZM164 200H165V199H164ZM164 200H163V201H164ZM173 200H174V199H172V201H173ZM27 201H26V203H27ZM51 201H52V200H51ZM67 201H68V200H67ZM67 201H66V202H67ZM165 201H166V200H165ZM0 202H1V201H0ZM8 202H6V203H8ZM11 202H10V203H11ZM19 202H20V200H19ZM21 202H22V201H21ZM41 202H42V203H41ZM53 202H54V201H53ZM57 202H58V201H57ZM167 202H169V201H167ZM167 202H166V203H167ZM10 203H8L7 206H8ZM13 203L10 204V205H13ZM22 203H23V202H22ZM24 203H25V202H24ZM24 203H23V204H24ZM36 203H35V204H36ZM40 203H41V204H40ZM43 203H44V204H43ZM50 203H52V202H50ZM50 203L45 204V205H46V206L48 205V208H49ZM159 203H160V202H159ZM159 203H158L157 205H159ZM166 203H165V204H166ZM2 204H4V203H2ZM18 204L20 205V203H18ZM37 204H36V205H37ZM55 204H56V203H54V205H55ZM68 204H69V203H68ZM169 204H172V203H169ZM10 205H9V208H10ZM14 205H13V206H14ZM19 205H16V206L19 207ZM54 205L52 204V205H51V208H52V207H55ZM160 205H161V204H160ZM160 205H159V206H160ZM174 205H176V204H174ZM16 206H14V207H16ZM25 206H26V205H25ZM39 206H38V208H36V210L38 209L39 212L41 213L42 210L40 209ZM46 206H45V207H46ZM167 206H168V205H167ZM170 206H172V205H170ZM194 206H195V205H194ZM29 207H30V206H29ZM36 207H37V206H36ZM164 207H166V206H164ZM7 208H8V207H7ZM9 208H8L7 210H9ZM11 208H12V207H11ZM11 208H10V209H11ZM27 208H28V207H26L25 209H24V208L22 209V208L20 207V210L22 209V210H25V211H26ZM32 208H33V209L30 208V209L32 210V213L34 214V216H37V215H36L37 213L35 214V211H34V209H35V205H34V207H32ZM46 208H47V207H46ZM51 208H50V209H51ZM69 208H70V207H69ZM166 208H168V207H166ZM166 208H165V209H166ZM174 208H175V207H174ZM13 209H14V208H13ZM17 209H18V208H17ZM30 209H29V210H30ZM52 209L54 210V208H52ZM56 209H57V208H56ZM59 209H60V208H59ZM193 209H194V208H193ZM215 209H216V208H215ZM4 210H5V209H4ZM11 210H12V209H11ZM11 210H10V211H11ZM18 210H19V209H18ZM18 210H17V212H18ZM38 210H37V212H38ZM44 210H45V209H44ZM44 210H43V212H42V214H41L42 217H44L43 214H46V213H44ZM53 210H52V211H53ZM172 210H174V209H172V207H171V210H170V211L172 212ZM216 210H217V209H216ZM218 210H219V209H218ZM10 211H9V213H10ZM14 211H15V210H14ZM25 211H24V212H23V211H19V212H20V215H23V217H24V216H25V214H24ZM46 211H47V210H45V212H46ZM59 211H60V210H59ZM59 211H57V212H59ZM61 211H62V210H61ZM70 211H71V210H70ZM70 211H69V212H70ZM198 211H199V210H198ZM4 212H5V211H3L2 215L5 214ZM12 212H13V210H12ZM27 212H28V210H27ZM29 212H30V211H29ZM29 212H28V213H29ZM39 212H38V213H39ZM50 212H51V211H50ZM166 212H167V211H166ZM168 212H169V210H168ZM182 212H183V211H182ZM196 212H197V211H196ZM220 212H221V210H220ZM224 212H225V211H224ZM6 213H7V212H6ZM9 213H8V214H9ZM21 213H22V214H21ZM47 213L50 214L48 211H47ZM52 213H53V212H52ZM54 213H55V212H54ZM54 213H53V214H54ZM147 213H148V212H147ZM183 213H184V212H183ZM183 213H182V214H183ZM194 213H195V212H194ZM197 213H198V212H197ZM251 213H252V211H251ZM13 214H14V213H13ZM26 214H27V213H26ZM33 214H31V212H30V214H28V215H30V216L32 215L31 218H33ZM48 214H47V215H48ZM182 214H180V216H181ZM187 214H188V213H186V215H187ZM252 214H253V213H252ZM0 215H1V214H0ZM9 215H10V214H9ZM38 215H40V214H38ZM59 215H60V214H59ZM103 215H105V214H103ZM147 215H148V214H147ZM191 215H192V214H191ZM194 215L196 216L197 214H194ZM194 215H192L193 217H192V216H189V217H190V218H191V217L194 218ZM4 216H6V215H4ZM4 216H3V217H4ZM7 216H8V215H7ZM48 216H49V215H48ZM52 216H53V215H52ZM124 216H125V215H124ZM124 216H123V217H124ZM183 216H184V215H183ZM183 216H182V217H183ZM42 217H41V218H42ZM49 217H50V216H49ZM49 217H48V218H49ZM104 217H105V216H104ZM106 217H107V216H106ZM126 217H127V216H126ZM126 217H125V219H126ZM147 217H150V216H147ZM28 218H29V217H28ZM28 218H27V220H28ZM50 218H51V217H50ZM110 218H111V217H109V219H110ZM120 218H122V216H120ZM127 218H128V217H127ZM145 218H146V217H145ZM183 218H184V217H183ZM190 218H189V219H190ZM21 219H22V218H21ZM51 219H52V218H51ZM60 219H61V218H59V220H60ZM106 219H107V218H106ZM116 219H118V218L116 217ZM147 219H151V223H152V219H153L152 217H151V218H147ZM187 219H188V218H187ZM12 220H13V218H12ZM14 220H18V218H17V219L15 218ZM24 220H25V219H24ZM66 220H68V224H71V223L73 222V221H72V222L70 223L68 218H67ZM103 220H104V218H103ZM107 220H108V219H107ZM118 220H119V219H118ZM145 220H146V219H145ZM154 220H155V218L153 219V223H154ZM156 220H157V219H156ZM158 220H160V219H158ZM184 220H185V218H184ZM21 221H22V220H21ZM42 221H44V220H42ZM51 221H52V220H51ZM70 221H71V220H70ZM121 221H123V220H121ZM4 222H6V221H4ZM18 222L20 223V221H18ZM55 222H56L55 224L57 225V222H58V221L56 220ZM148 222H149V221H148ZM155 222H156V221H155ZM7 223H9V222H7ZM44 223H45V222H44ZM58 223H60V226H61V222H58ZM145 223H146V222H145ZM156 223H157V222H156ZM1 224H2V223H1ZM9 224H10V223H9ZM65 224H67V223H65ZM72 224H73V223H72ZM148 224H149V223H148ZM12 225H13V224H12ZM44 225H45V224H44ZM50 225H51V224H50ZM50 225H49V226H50ZM160 225H161V223H160ZM160 225H158V226H160ZM58 226H59V224H58ZM64 226H65V225H64ZM146 226H148V225H146ZM151 226H152V225H151ZM158 226L156 225V226H153V227H156V228H157ZM161 226H162V225H161ZM189 226H190V225H189ZM189 226H188V227H189ZM0 227L2 228L1 225H0ZM47 227H48V226L46 225V229H48ZM148 227H149V226H148ZM153 227H151V229H150V227H149L148 229L153 230V229H152ZM188 227H187V228H188ZM191 227H192V226H191ZM1 228H0V230H1ZM159 228H160V227H159ZM174 230H175V229H174ZM40 233H41V232H40ZM164 235H165V234H164ZM166 236H167V238H168V235H166ZM160 239H161V238H160ZM165 239H166V237L164 238V240H165ZM170 239H171V237H170ZM156 240H157V239H156ZM164 240H163V241H164ZM166 240H167V239H166ZM140 241H141V240H140ZM140 241H139V242H140ZM159 241H160V240H159ZM159 241H158V242H159ZM167 241H168V240H167ZM197 241H198V240H197ZM149 243H150V242H149ZM152 243H153V242H152ZM159 243H160V242H159ZM137 244L140 245L141 243H137ZM144 244H145V243H144ZM147 244H148V243L146 242V245H147ZM123 245H124V244H123ZM125 245H126V244H125ZM139 245H138V246H139ZM141 245H142V244H141ZM141 245H140V246H141ZM138 248H139V247H138ZM138 248H137V249H138ZM165 249H166V248H165ZM165 249H164V250H165ZM138 250H139V249H138ZM142 250H143V249H142ZM135 251H136V250H135ZM136 252H137V251H136ZM156 252H157V251H156ZM165 252H166V250H165ZM112 253H113L112 255L114 256V252H112ZM137 253H138V252H137ZM140 253H141V252H140ZM92 254H93V253H92ZM109 254H111V253H109ZM116 254H118V252H116ZM150 254H151V253H150ZM52 255H53V254H52ZM52 255H51V256H52ZM138 255H139V253H138ZM30 256H31V255H30ZM115 256H116V255H115ZM142 256H143V255H142ZM32 257H33V256H32ZM116 257H117V256H116ZM137 257H138V256H137ZM143 257H144V256H143ZM163 257H164V256H163ZM166 257H168V255H167ZM26 258H27V257H26ZM84 258H85V257H84ZM95 258H96V257H95ZM111 258H112V257H111ZM113 258H114V257H113ZM164 258H165V257H164ZM28 259H29V258H28ZM143 259H145V258H143ZM154 259H155V258H153V260H154ZM168 259H169V258H168ZM96 260H97V258H96ZM96 260H95V261H96ZM155 260H156V259H155ZM144 261H145V260H144ZM144 261H143V262H144ZM151 261H152V260H151ZM83 262H84V261H83ZM143 262H142V264H144ZM152 262H153V261H152ZM98 263H99V260H97V264H98ZM147 263H148V262H147ZM83 264H84V263H83ZM87 264H88V263H87ZM145 264H146V263H145Z\"/></svg>", "mask_w": 264, "mask_h": 264}]
</instances>
